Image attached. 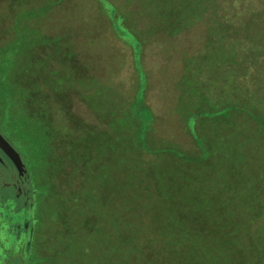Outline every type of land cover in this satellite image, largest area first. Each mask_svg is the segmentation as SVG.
<instances>
[{
    "label": "rangeland",
    "instance_id": "obj_1",
    "mask_svg": "<svg viewBox=\"0 0 264 264\" xmlns=\"http://www.w3.org/2000/svg\"><path fill=\"white\" fill-rule=\"evenodd\" d=\"M150 1L0 0V61L22 33L20 67L0 94V131L30 173L20 203L11 190L12 200L0 197V264H30L32 252L33 264H49L57 246L38 238L63 226L41 216L64 208L84 235L89 217L110 225V256L124 239L133 251L126 264H189L193 257L165 243L210 238L212 210L221 223L214 238L232 241L222 252L264 264V57L243 71L215 56L234 52L237 28L264 37V0H184L177 16L154 12ZM109 2L127 19L117 22ZM241 41L250 60L264 56L262 44ZM235 79L255 87L236 89ZM238 156L250 161L248 176L231 163ZM86 249L59 260L82 264Z\"/></svg>",
    "mask_w": 264,
    "mask_h": 264
},
{
    "label": "trees",
    "instance_id": "obj_2",
    "mask_svg": "<svg viewBox=\"0 0 264 264\" xmlns=\"http://www.w3.org/2000/svg\"><path fill=\"white\" fill-rule=\"evenodd\" d=\"M150 2L152 3L151 8H153V11L160 14V15L171 14L172 16H177L178 13H181V11H183V8L188 7L186 5L187 3L184 2V0H151ZM109 3H110L109 5L112 9L113 17L117 20V22L122 21L124 19H127L126 12H123L122 9L117 6V4H113L111 2H109ZM146 3H147V0H144V4H146ZM149 8H150V6H149ZM21 11L19 13L20 18H22ZM241 24H242V22L239 25H241ZM242 26H245L244 23L242 24ZM245 28H247V27H243V29H245ZM243 29L237 28L235 31L232 32V35L235 36V39L232 42L231 41H229V42L234 46V52L227 54L226 50L224 49L222 51L216 52L215 56L221 57V58H228L229 60H234L235 61L234 68L237 69L239 67H242L240 70L245 71V69L243 67L246 64H248L250 62L251 63H257L258 56H260V57H264V56L261 55L260 51H254V53H252V55H251V60H250L248 50H245V49L240 50L237 47H239L240 45L243 44L242 43L243 41H241V40H247V38H250L252 41L258 43V45L262 44L260 46H264V37L260 38V36H255L250 31L243 30ZM242 37H244V38H242ZM25 40L26 39H23V41H25ZM28 41L29 40L27 38V42ZM25 47H24V50H25ZM235 48H237V49L235 50ZM7 50H11V52H9V56L6 57V61H0V94L3 91V88L8 87V85H9V81L6 78L11 73H13V71L16 68L20 67V60H21L20 53L22 51V33H21L20 37L15 38L14 42H10V44L7 47ZM255 54H256V56H255ZM233 84H234V87L236 89L244 88V87H248V88H254L255 87V84L252 85V81H250L249 83H245L241 80L238 81V79H235L233 81ZM0 99H1V97H0ZM246 101L252 103L253 106L257 109V104H256L254 97H250ZM246 104H249V103H246ZM236 106H238V105H236ZM145 108L146 109L142 113H143L144 121L145 120L147 121L151 117L152 111L149 107H145ZM246 109L252 117L256 118L259 116L254 109H251V108H246ZM221 114H226V112L221 113ZM260 117L262 119H264V116L261 115V113H260ZM25 119L27 121L28 120L31 121V124H33V126H34L33 129H35L36 131L38 129H43V127L41 126L40 123H37L34 121L32 115H30V117L25 118ZM138 135H140L141 140L143 139L142 141H144V137L142 136V127H140V129H139ZM111 136L112 137L114 136L113 131H112ZM209 141H211L213 144L209 143V145H207L206 147H208L207 148L208 152H210V154H212L214 152L213 150L216 151L217 144H215V141L213 138H210ZM212 145H213V148H212ZM106 149L108 151H110V150L114 151L116 149V145L113 142H111L110 146L107 147ZM243 158H244V156H242V157L238 156V157H236V160L231 161V163L234 165H237L242 173H243V170H245V173L248 172L247 173V176H248V174L251 172L250 161L247 162L246 164H244V160H243L241 165L238 164V162H237V161H239V159H243ZM224 159H226V157ZM243 183H246V182L243 181ZM47 190H49V189H47ZM245 190H247V189H245ZM252 190L253 189H250L249 191H252ZM76 193L77 194L75 196V202L79 201V197L81 196L79 188L76 190ZM60 201H62V198ZM38 202H39L38 209H40L41 208V201L37 200V203ZM58 211H54V212L48 211L47 213H45L41 216L42 221L44 219H45V221H47V220H49V218H51V221H49V222H52V223H54V219L55 220L61 219V225L63 226V228L58 226V229L54 228L53 230H52V228H50L48 230L47 236H42V237L39 236V238H38V243H41L43 240L45 242L48 241V242H46L47 244L50 243L52 245L57 246L56 251L54 252V253H57V257L56 256H53L52 258L46 257L45 260L47 261V263L50 264L51 262H54V264H63L59 260V258H60L59 256L61 253L66 254L68 252H70V253L71 252L72 253L73 252H79L80 248L82 246L84 247V245L87 246V249H89V251H87V249L85 250V254L89 258L87 259V258L83 257L81 254H79L78 256L82 257V259H83L82 264H120V263L126 264L127 260L130 261L128 259V257L133 254V251L128 245H126L124 239H122L123 240L122 243L118 242V251L120 252V254L113 259L110 256V252H114L112 250V248L114 247V244L111 242V240L109 238L110 232H112L111 231L112 227L110 225L107 224L105 226L104 224H101V223H105V222H99L98 220H95V219L89 217L88 227L86 230L87 234L84 235V232L79 230L80 229L79 225H81V222L80 221L79 222L74 221V219H73L74 214H71V213L68 214L67 213L69 211V209L64 208V211H61V210L59 212ZM65 211H67V212H65ZM207 212L211 214V220L214 221L216 223V225L219 227L221 225V223L217 224L218 220L215 219V217L212 213L213 211L209 210ZM76 219L84 220V217L76 216ZM194 224H192L191 226H193ZM58 225H59V223H58ZM64 225L68 226L67 230H66V228H64ZM216 225H214V227H210L211 229H204V232H207L208 234L211 235L210 238L208 237V238H206V240L196 239V240L192 241L193 238L187 239V240L184 238L183 239L177 238V239H175V241L166 242L165 244L167 245V248H169V251H172V249H174L173 254H177V255L183 254V255H188L189 257H193V259L189 262V264H241V262H244L245 264H263L260 260H259L260 262H257V260L252 255H249L250 253H248L245 249H244V251L249 256H245V255L244 256H241V255L238 256V254H237V256L224 254L222 252V250L226 247V245L230 244L232 241H230L228 239H219V238L215 239L214 234L218 229L215 227ZM187 230L188 229H186L184 227V231H187ZM123 232L125 233L126 230L124 229ZM152 242H153V246H157L155 241L152 240ZM46 247H47L46 250H52V248H50L48 246H46ZM140 248L145 250L146 249V243L141 244ZM123 249L128 250V252L124 251ZM158 252H160V251H158ZM32 254H34V259L32 258L30 264H33L35 259H36L35 257H38L37 253L32 252ZM53 258H56V259H53ZM119 261H120V263H119ZM131 261H132V258H131Z\"/></svg>",
    "mask_w": 264,
    "mask_h": 264
},
{
    "label": "flooded vegetation",
    "instance_id": "obj_3",
    "mask_svg": "<svg viewBox=\"0 0 264 264\" xmlns=\"http://www.w3.org/2000/svg\"><path fill=\"white\" fill-rule=\"evenodd\" d=\"M19 151L21 152V150ZM0 152H2V150H0ZM2 154L3 160L0 161V197L10 199L11 196L9 195V191L7 192V190H11V192L13 193L12 197H14L16 201L18 200V202L20 203L22 195L25 196L27 193V189H25L24 185L25 177H22L19 174L14 162H12L11 159H9L3 152ZM29 224L30 223L28 221H25L23 227L29 228ZM17 225L19 231L21 232L22 224L18 223Z\"/></svg>",
    "mask_w": 264,
    "mask_h": 264
},
{
    "label": "water",
    "instance_id": "obj_4",
    "mask_svg": "<svg viewBox=\"0 0 264 264\" xmlns=\"http://www.w3.org/2000/svg\"><path fill=\"white\" fill-rule=\"evenodd\" d=\"M0 150L14 162L19 174L22 177H25L24 185L25 189H28V182L30 173L28 172L27 165L23 159L22 153L18 148L13 144V142L0 131ZM0 152V161L3 160V154Z\"/></svg>",
    "mask_w": 264,
    "mask_h": 264
},
{
    "label": "crops",
    "instance_id": "obj_5",
    "mask_svg": "<svg viewBox=\"0 0 264 264\" xmlns=\"http://www.w3.org/2000/svg\"><path fill=\"white\" fill-rule=\"evenodd\" d=\"M197 62H199V61H197Z\"/></svg>",
    "mask_w": 264,
    "mask_h": 264
}]
</instances>
